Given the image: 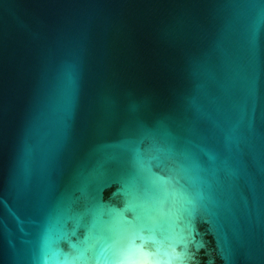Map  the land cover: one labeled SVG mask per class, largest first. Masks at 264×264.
<instances>
[{"label":"water","instance_id":"95a60500","mask_svg":"<svg viewBox=\"0 0 264 264\" xmlns=\"http://www.w3.org/2000/svg\"><path fill=\"white\" fill-rule=\"evenodd\" d=\"M130 206L172 244L115 242ZM180 243L264 264V0H0V264Z\"/></svg>","mask_w":264,"mask_h":264},{"label":"snow or ice","instance_id":"6c2138e0","mask_svg":"<svg viewBox=\"0 0 264 264\" xmlns=\"http://www.w3.org/2000/svg\"><path fill=\"white\" fill-rule=\"evenodd\" d=\"M128 215L131 217L124 219V228L113 234V239L121 247L128 248L132 245H140L146 251H160L164 245H171L172 241L169 234L157 228H154L150 223L131 206L129 207ZM75 238V232H71L65 241L70 250V254L77 255L79 258V249L74 247L71 240ZM147 238V239H146ZM189 244H194V239L189 241ZM181 249L182 255L172 258L177 264H188L190 259V249L186 248L183 243L177 244Z\"/></svg>","mask_w":264,"mask_h":264}]
</instances>
